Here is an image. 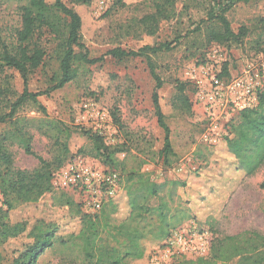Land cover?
<instances>
[{
    "label": "rangeland",
    "instance_id": "rangeland-1",
    "mask_svg": "<svg viewBox=\"0 0 264 264\" xmlns=\"http://www.w3.org/2000/svg\"><path fill=\"white\" fill-rule=\"evenodd\" d=\"M144 1L121 9L114 6V0H92L91 13L95 24L83 35L82 42L91 59L102 60L87 66L74 82L39 97V105L45 108V114L28 104L18 116L47 118L72 129L74 133L69 141L70 152L65 164L76 157L101 163L92 156L94 146L84 136L90 132L99 135L108 146L124 145V151L117 155L121 169H141L158 184H184L177 187L176 193L187 220L177 229L206 231L212 236V241L245 231L264 235V167L252 177L245 178L234 171L225 173L214 161L203 162L196 155L200 147H205L201 144L202 111L193 105L192 87L188 83L183 96L189 98L191 110L181 107L178 91L179 86L186 83L187 65L203 57L211 47L222 49L233 68L255 55L264 54V0L239 3L228 13L232 30L237 34L240 29H245L247 33L240 44L231 46L209 44L205 30L197 31L207 17L211 0H178L176 17L161 22L154 36L147 35L138 22L153 11L149 2ZM25 3L26 0H0V39L8 42L14 39L15 31L21 26L20 7ZM44 40L49 59L56 43L48 35ZM166 43L171 44V49L151 54L150 59L129 57L119 60L109 54L115 49L137 52L145 46L160 47ZM48 59L45 68L30 77V92L43 93L50 87V77L58 64ZM156 77L163 84L158 90ZM0 88L8 91L5 98L0 96V113L8 112L9 103L14 102L24 90L20 74L7 70L0 75ZM155 93L171 130L174 151L171 166H166L159 155L165 133L158 124L153 99ZM7 129L0 126V133ZM30 131L34 137L35 153L45 160L54 161L59 152L53 141L37 129ZM12 153L16 168L27 171L38 168L39 161L26 155L19 146L12 147ZM65 193L54 187L52 193L37 203L17 206L9 213L11 223L26 222L29 232L39 221L61 220L68 208L60 206L58 197ZM68 195L77 203L76 196ZM2 204L0 196V206ZM156 204V201L152 202V205ZM117 205L115 217L122 221L129 214L128 197L124 191ZM28 232L0 244V264H11L12 259L31 242L27 238ZM166 241L147 238L142 245L150 258L162 249ZM182 258L186 257L176 260ZM37 264L70 263L59 250L48 249Z\"/></svg>",
    "mask_w": 264,
    "mask_h": 264
},
{
    "label": "trees",
    "instance_id": "trees-1",
    "mask_svg": "<svg viewBox=\"0 0 264 264\" xmlns=\"http://www.w3.org/2000/svg\"><path fill=\"white\" fill-rule=\"evenodd\" d=\"M143 0H114L116 8L128 6ZM152 12L146 14L139 25L149 36H154L161 22L176 17L178 0H145ZM144 1V2H145ZM254 0H211V7L197 31L206 32L208 43L231 46L240 44L246 30L236 34L228 20V13L239 4ZM92 0H26L20 7L21 26L15 31L12 41L0 39V75L7 70L20 74L24 90L9 103L8 112L0 113V126L9 129L0 133V244L17 239L28 232L26 222L11 223L9 213L17 206L37 203L43 196L53 192L54 174L63 167L69 154V141L73 131L64 123L47 118L28 119L18 116L28 104L46 113L39 105L38 98L62 89L77 80L81 72L102 59H91L82 42L83 35L95 24L91 13ZM45 35L56 45L52 57L44 45ZM171 49V44L160 47L145 46L139 51L125 52L115 49L109 52L115 59L145 57ZM48 60H55L57 69L50 77V87L43 93H32L28 89L30 77L39 69H44ZM153 75H155L152 70ZM7 79V78H6ZM157 90L162 82L156 77ZM182 83L178 91L181 107L191 110L187 96L188 88ZM7 89L0 88V96L5 98ZM155 112L160 128L164 131V144L159 155L166 166L172 165L174 156L171 130L159 104L157 93L153 96ZM30 129H37L53 141L59 154L54 161L38 156L33 148ZM94 149L91 153L101 163L118 171L122 177V188L128 197L129 214L126 219H116L118 205L105 204L94 214L82 211L70 195L58 197L60 206L67 207L66 215L57 222H37L28 232L31 242L24 246L11 264H37L48 249L59 250L70 264H149V255L142 245L147 238L157 242L167 240L185 220L186 213L178 202L177 182L156 183L149 173L141 169L120 168L117 155L123 146H108L103 139L90 132L84 133ZM19 146L26 155L39 161L34 171L16 168L12 147ZM203 162L214 161L225 173L234 171L245 178L252 177L264 167V89L259 95L257 107L241 111L233 119L230 132L215 147H200L196 152ZM156 201V205L152 202ZM264 213V201L262 204ZM172 264H264V235L256 231H245L234 236L213 240L209 255L195 259H178Z\"/></svg>",
    "mask_w": 264,
    "mask_h": 264
},
{
    "label": "built area",
    "instance_id": "built-area-1",
    "mask_svg": "<svg viewBox=\"0 0 264 264\" xmlns=\"http://www.w3.org/2000/svg\"><path fill=\"white\" fill-rule=\"evenodd\" d=\"M184 77L192 87L193 105L202 111L201 144L215 147L228 136L236 115L257 107L264 89V54L233 68L222 49L211 47L203 57L187 65ZM52 185L76 196L77 204L90 215L98 213L109 202L117 204L123 193L118 171L84 157L64 164L54 174ZM212 242V236L206 231L176 229L162 249L149 258V264H172L180 257H206Z\"/></svg>",
    "mask_w": 264,
    "mask_h": 264
}]
</instances>
